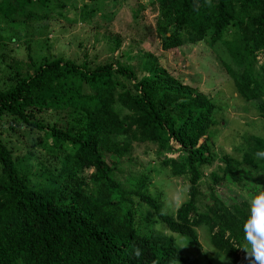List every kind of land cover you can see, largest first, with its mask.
<instances>
[{
	"label": "trees",
	"instance_id": "16d2710c",
	"mask_svg": "<svg viewBox=\"0 0 264 264\" xmlns=\"http://www.w3.org/2000/svg\"><path fill=\"white\" fill-rule=\"evenodd\" d=\"M32 1L0 0V14L13 20ZM149 3L157 6L155 25L173 26L162 47L204 38L220 47L244 116L250 110L264 120V0ZM111 41L113 51L120 38ZM120 55L9 56L0 124L8 120L15 138L28 143L18 152L0 128V264H174L181 248L167 231L197 243L202 225L231 264H249L239 249L252 208L228 183L249 195L264 191V159L256 157L264 126L245 129L231 152L219 154L215 139L226 121L216 96L143 46ZM136 148L152 150L156 165L137 170ZM154 170L187 183L173 212L150 187Z\"/></svg>",
	"mask_w": 264,
	"mask_h": 264
},
{
	"label": "rangeland",
	"instance_id": "374dc122",
	"mask_svg": "<svg viewBox=\"0 0 264 264\" xmlns=\"http://www.w3.org/2000/svg\"><path fill=\"white\" fill-rule=\"evenodd\" d=\"M149 1L50 0L43 4L33 0L14 13L13 20L5 19L0 14V55H4L2 58L0 56V87L9 82L7 74L11 69L6 64L9 56L26 62L29 52L37 60L54 56L81 59L86 52L97 59L119 54L124 59L129 53L136 52L137 46H143L155 52L161 64L174 70L185 82L216 96L223 104L222 114L226 123L214 144L219 154L231 152L234 143L239 140L238 135L245 129L262 131L264 120L249 109L247 116H244L243 107L246 104L238 102L234 98L235 93L228 87L220 47L211 46L204 38L194 43L186 42L174 49L163 48L161 40L173 26L165 22L155 25L157 6ZM116 36L120 38V44L112 51L111 39ZM8 124V120L0 124L2 132L7 137L10 132L19 147L18 152L23 153L28 141L23 143L17 140L15 135L19 134L18 130L9 131ZM20 130L25 131L23 127ZM134 158L138 162L137 170L156 165L152 150L145 153L136 148ZM228 186L235 188L245 198L247 196L252 208L256 195H249L244 187L234 183L229 182ZM150 187L160 190L162 208L169 212L175 211L186 198L187 183L165 170L153 171V185ZM196 231L197 243L187 241L185 233L167 231L174 234L181 246L182 259L174 264H231L211 245L205 226H197ZM250 250L251 244L246 241L245 249L240 248L239 252L244 255Z\"/></svg>",
	"mask_w": 264,
	"mask_h": 264
},
{
	"label": "clouds",
	"instance_id": "9594fccd",
	"mask_svg": "<svg viewBox=\"0 0 264 264\" xmlns=\"http://www.w3.org/2000/svg\"><path fill=\"white\" fill-rule=\"evenodd\" d=\"M256 157L264 159V151H258ZM245 238L251 244V250L246 252L245 259L249 264H264V191L259 192L252 200V217L245 227ZM135 255H140L139 249Z\"/></svg>",
	"mask_w": 264,
	"mask_h": 264
}]
</instances>
